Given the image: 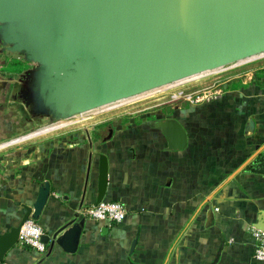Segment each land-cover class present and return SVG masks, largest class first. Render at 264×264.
Instances as JSON below:
<instances>
[{
    "label": "crops",
    "instance_id": "obj_1",
    "mask_svg": "<svg viewBox=\"0 0 264 264\" xmlns=\"http://www.w3.org/2000/svg\"><path fill=\"white\" fill-rule=\"evenodd\" d=\"M258 70L259 78L225 82L214 102H181L163 115L124 121L119 107L174 88L165 87L37 135L49 118L24 119L20 111L37 105L26 108L7 96L0 103V234L18 224L45 181L50 195L36 221L44 235L82 220L80 208L95 204L99 155L108 162L103 201L123 204L126 218L84 219L74 254L52 241L44 255L17 244L0 264H264L253 258L252 237L264 211V175L245 165L264 146V65ZM210 78L192 84L201 89ZM168 118L185 132L183 150H168L152 126ZM249 120L253 131L246 134ZM28 135L34 136L22 140Z\"/></svg>",
    "mask_w": 264,
    "mask_h": 264
},
{
    "label": "water",
    "instance_id": "obj_2",
    "mask_svg": "<svg viewBox=\"0 0 264 264\" xmlns=\"http://www.w3.org/2000/svg\"><path fill=\"white\" fill-rule=\"evenodd\" d=\"M263 55L264 0H0V57L29 67L9 79L1 95L18 98L26 108L37 105L30 117L49 118L34 135L58 128L53 126L62 119L97 113ZM57 107L62 118L55 115ZM152 126L168 150L186 147L175 119L155 120ZM252 131L249 120L245 133ZM98 159L95 205L108 184L107 158ZM246 164L264 175V146ZM49 195V183L39 184L18 224L0 234V262L17 245L21 225L39 221ZM84 223L71 220L41 241L74 254ZM254 227L264 232V211Z\"/></svg>",
    "mask_w": 264,
    "mask_h": 264
},
{
    "label": "built area",
    "instance_id": "obj_3",
    "mask_svg": "<svg viewBox=\"0 0 264 264\" xmlns=\"http://www.w3.org/2000/svg\"><path fill=\"white\" fill-rule=\"evenodd\" d=\"M244 64V63H243ZM242 63L232 64L226 66L222 70L211 73L208 75L201 76L197 79H193L176 86H183L194 82L203 77H215L219 74L230 72L236 68H240ZM242 74H240L241 76ZM244 77L251 79L252 72L248 71L243 73ZM239 76H235L232 79H237ZM242 78V76H241ZM244 78V79H245ZM217 81L212 82L210 85L203 87L201 89H196L192 92H186L184 90H179L175 95L171 96V100L182 99L190 104H206L218 100L224 92L225 82L232 81ZM174 87V86H172ZM79 215L83 219L90 220L95 223L107 222L110 224H119L123 222L126 218V209L120 202L117 201H102L99 204L88 205L80 208ZM44 236V231L36 221L28 219L25 221L19 231L18 235V245L22 247L30 248L40 255L46 253V246L42 243L41 238ZM252 237L254 240L253 258L259 262L264 261V232L258 229L252 230Z\"/></svg>",
    "mask_w": 264,
    "mask_h": 264
},
{
    "label": "rangeland",
    "instance_id": "obj_4",
    "mask_svg": "<svg viewBox=\"0 0 264 264\" xmlns=\"http://www.w3.org/2000/svg\"><path fill=\"white\" fill-rule=\"evenodd\" d=\"M262 65H264V55L257 58V59L245 62L244 64L242 63V66L240 68L238 67V68H236L230 72H225V73L219 74L213 78H210V80H207L205 82V85L210 84L212 82H217V81H221V82L223 81L224 82L227 80H231L235 76H239V78L232 79V84L237 83V82L240 83L245 78L243 73L248 72L249 70H251L252 72L254 71L253 72L254 75H252V77H254V79H255V77H258V73L260 72L258 69ZM255 72L256 73L258 72L257 75ZM240 74H242L241 75L242 78H241ZM259 77H261V75H259ZM192 79H195V78H192ZM192 79L189 78V80H192ZM196 79H197V77H196ZM184 81H186V80H184ZM184 81H181V82H184ZM176 87L174 86V88L169 89V91H167L166 93H161V94H158V95L150 97V98L141 99L140 101L135 102V103H127V105L119 107L118 112L121 114V116H123L122 118H124L125 122H127L128 119L132 117V114H134V115L149 114L151 116L152 115L155 116L154 114H156V116H160V115H163L165 113H168L167 110L168 111L171 110L172 107H174L177 103L185 102L182 99L171 100L170 98L172 95H175L177 92H179V90H184L186 92H192V91L199 88L198 86L195 87L192 83L184 85V86H179V87L176 86ZM118 106L119 105H114V106L108 107L105 109V111L112 109V108H115V107H118ZM50 108H51V106H50ZM60 111H61L60 108L57 107L55 115L58 118H62V114L60 113ZM63 120L64 119H62V122H63Z\"/></svg>",
    "mask_w": 264,
    "mask_h": 264
},
{
    "label": "flooded vegetation",
    "instance_id": "obj_5",
    "mask_svg": "<svg viewBox=\"0 0 264 264\" xmlns=\"http://www.w3.org/2000/svg\"><path fill=\"white\" fill-rule=\"evenodd\" d=\"M0 57V95L6 88V85L9 84V79L16 78L18 74L22 71L27 70L29 67L26 64H21L16 60L13 59H1ZM8 96V95H7ZM4 100V101H3ZM8 100L6 95H1L0 103L5 102ZM21 115L24 119H27V113H24L22 110L20 111ZM30 133H33L32 131Z\"/></svg>",
    "mask_w": 264,
    "mask_h": 264
},
{
    "label": "bare ground",
    "instance_id": "obj_6",
    "mask_svg": "<svg viewBox=\"0 0 264 264\" xmlns=\"http://www.w3.org/2000/svg\"><path fill=\"white\" fill-rule=\"evenodd\" d=\"M253 59V58H252ZM248 60H250V59H248ZM245 61H247V60H244V61H240V62H236V64H239V63H242V62H245ZM235 64V63H234ZM225 68V67H224ZM223 68H221V69H218V70H216V71H213L212 73H215V72H218V71H220V70H222ZM198 76V75H197ZM190 78H193V77H190ZM189 79V78H188ZM184 81V80H183ZM158 90H160V89H158ZM153 91H156V90H153ZM153 91H151V92H153ZM142 95H144V94H142ZM142 95H140V96H142ZM137 97H139V96H137ZM136 98V97H135ZM133 99V98H132ZM128 100H130V99H128ZM128 100H125V101H122V102H126V101H128ZM122 102H120V103H122ZM108 108V107H107Z\"/></svg>",
    "mask_w": 264,
    "mask_h": 264
},
{
    "label": "trees",
    "instance_id": "obj_7",
    "mask_svg": "<svg viewBox=\"0 0 264 264\" xmlns=\"http://www.w3.org/2000/svg\"><path fill=\"white\" fill-rule=\"evenodd\" d=\"M263 86V84H261Z\"/></svg>",
    "mask_w": 264,
    "mask_h": 264
}]
</instances>
